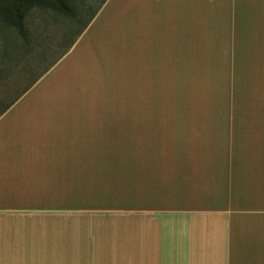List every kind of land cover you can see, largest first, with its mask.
<instances>
[{
	"label": "crops",
	"instance_id": "crops-1",
	"mask_svg": "<svg viewBox=\"0 0 264 264\" xmlns=\"http://www.w3.org/2000/svg\"><path fill=\"white\" fill-rule=\"evenodd\" d=\"M185 49H264V0H106L2 112L0 264H264V109L153 108Z\"/></svg>",
	"mask_w": 264,
	"mask_h": 264
},
{
	"label": "rangeland",
	"instance_id": "rangeland-1",
	"mask_svg": "<svg viewBox=\"0 0 264 264\" xmlns=\"http://www.w3.org/2000/svg\"><path fill=\"white\" fill-rule=\"evenodd\" d=\"M105 1L71 0L74 15L56 11L51 7L33 8L26 18L28 40L0 20V112L30 82L66 54ZM185 50L189 60L186 64L189 67L186 79L176 80V84L169 87V90L160 87L159 100L154 103L153 108L173 112L264 109V49ZM246 51L247 55L251 54L248 69L243 70L237 78L236 71L242 70L244 64L238 56ZM132 54L128 57L127 67L136 62V49ZM240 77L241 83H238ZM134 93L135 87L127 85L123 87L119 104L111 100L104 102L102 108H124L132 101ZM167 131L156 130L149 134L144 132L141 142H166L167 136L175 134L176 130ZM126 152H132L133 156L146 153L143 149Z\"/></svg>",
	"mask_w": 264,
	"mask_h": 264
},
{
	"label": "trees",
	"instance_id": "trees-1",
	"mask_svg": "<svg viewBox=\"0 0 264 264\" xmlns=\"http://www.w3.org/2000/svg\"><path fill=\"white\" fill-rule=\"evenodd\" d=\"M70 1L71 0H0V20L5 25L14 28L20 36L28 40L29 37L26 18L28 13L33 8L51 7L56 11L74 15V10ZM55 63H57V61ZM49 69L36 77L34 81L30 82L19 95L13 98L12 102L7 105L6 108L1 110L0 115L2 112L10 108L23 94H25Z\"/></svg>",
	"mask_w": 264,
	"mask_h": 264
}]
</instances>
